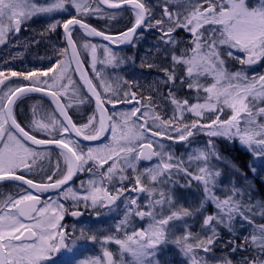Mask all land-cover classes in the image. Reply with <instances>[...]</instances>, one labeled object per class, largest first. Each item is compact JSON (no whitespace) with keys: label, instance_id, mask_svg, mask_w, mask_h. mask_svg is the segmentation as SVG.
<instances>
[{"label":"snow or ice","instance_id":"obj_1","mask_svg":"<svg viewBox=\"0 0 264 264\" xmlns=\"http://www.w3.org/2000/svg\"><path fill=\"white\" fill-rule=\"evenodd\" d=\"M107 9L130 11V26L117 34L92 26L90 18H103ZM38 16L50 18L40 35L62 28L66 44L46 69L0 70V184L19 182L15 195L0 197V264H57V257L59 264H171L161 259L169 244L179 264H234V256H209L221 230L233 234L225 247L243 253L238 264H264V223L254 219L257 211L264 218V201L253 203L235 185L223 197L215 191L224 161L216 138L238 142L264 164V73L249 74L264 62V0H0V45ZM153 30L166 63L139 66L163 74L155 96L137 91V80L107 71L135 63L111 45L136 47ZM180 30L188 36L178 39ZM32 93L53 107L33 104L25 125L17 108ZM93 103L87 120L74 122L69 109ZM198 136L207 140L200 145ZM168 141L187 151L177 156ZM56 150V166L45 169L40 162L51 163ZM85 173L74 190L70 182ZM193 181L203 195L184 206L177 190ZM45 193L56 195L42 199ZM121 206L123 218L104 233L62 223L66 215L83 216L81 207L105 209L94 213L99 220ZM237 223L250 226L249 234L237 237ZM82 240L99 244L101 254L80 259Z\"/></svg>","mask_w":264,"mask_h":264},{"label":"rangeland","instance_id":"obj_2","mask_svg":"<svg viewBox=\"0 0 264 264\" xmlns=\"http://www.w3.org/2000/svg\"><path fill=\"white\" fill-rule=\"evenodd\" d=\"M161 2V0H151V3L156 4ZM182 31V30H181ZM183 32V31H182ZM147 33L148 31L144 32L143 38H139L137 42V46L133 47L134 49L131 51V53L124 55L123 53H119L121 56L125 57H133L135 59V63L129 62L128 64L122 65L120 68L112 70L108 69V72H115L116 75L121 76L123 78H128V79H135L139 82V87L136 89L137 91H143L144 94H153L155 96V92L152 91V88L155 86L156 83H158L159 77H161L163 74L158 72L155 68L149 69L147 67L141 68L139 65L140 63L146 62V63H155V64H165L166 61L164 59V53L162 51H157L156 46H157V36L156 38L152 41L150 38H147ZM185 35H188L187 33L183 32ZM175 35V34H174ZM187 37V36H185ZM185 37H180L178 36V39H184ZM137 52V55L134 53ZM228 64L230 67L233 69L239 68L240 66L232 60L228 61ZM264 73V62L254 65L249 69V74H261ZM163 85H161V88L163 89ZM181 95L184 94V91L182 90ZM87 105V104H81L80 107ZM110 107V106H109ZM124 107H130V106H120L121 109ZM161 107H163V104H161ZM92 112V111H91ZM168 115H171V109L170 106L167 109ZM91 114V113H90ZM187 118V117H186ZM87 117L84 116V118L80 121H86ZM223 140L224 142L228 143H233L229 142L227 140H224L223 138H216ZM206 140L200 138L199 136L195 138V142L202 145L203 142ZM166 143L172 144L171 141H168ZM238 147L242 148L243 150L247 151L245 148L241 147L238 142L234 143ZM94 146V145H93ZM173 149L175 150L177 156L181 155L182 153H185L187 149L184 147L183 144H172ZM249 152V151H248ZM250 153V152H249ZM221 155L224 157V161H221L217 164V166L220 168L222 171V177L221 180L223 183L215 190L216 194L218 196L223 197L225 194H227L229 191H231V188L233 185L236 187L246 191L250 197L253 203H257V199L254 198L253 196V191H252V179L249 176H245L240 173V171L237 169V167L222 153ZM251 155V162L250 165L254 166L256 168V172L253 173L250 171L253 175L262 177L264 179V164H261L259 160H255ZM141 164V163H140ZM145 164H141L143 166ZM82 176H85L86 178H81L77 184L73 187L74 190H79L80 188V181L81 180H86L87 179V174H81ZM181 183H183V178H181ZM193 187L192 188H178V195L180 198V203L184 204V206H191L196 203H198L199 199L202 197L203 192L202 189L196 186V182L193 181ZM249 196H245V199L247 200ZM72 202V201H71ZM73 203V202H72ZM119 203V201L117 202ZM84 214L88 216V213H90V217H83L79 219V223H76L75 229L77 232H79L81 227H86L89 229H92L93 231L99 233H104L107 232L109 229L114 228V225L123 218V211H122V206L120 210H117L116 212L110 213L108 215H101L99 220L95 217L94 213L96 211H100L101 213L106 212L105 209H84L83 207L80 208ZM258 214V213H257ZM256 214V215H257ZM254 217L255 222L257 224H260L261 220L258 217ZM144 222H138L137 226L140 224H143ZM192 227L199 231L200 224L198 221H192ZM94 226V227H93ZM146 226V225H145ZM74 226H71L69 230H71ZM236 229V236L240 237L242 235H248L249 232L251 231L250 226L245 224L243 228L240 227V224L237 223L235 225ZM222 233H227L229 235H232V233H229L227 230H221ZM220 232V233H221ZM242 240V239H241ZM78 247H79V256L81 253H86L87 255L83 256L80 259H87L92 256L100 255L101 254V248L99 244L92 243L90 241H78ZM111 248H115V245H111ZM84 253V254H85ZM213 253H210L209 256H213ZM217 258V257H216ZM162 260L170 261L171 264H175L174 261L175 259L178 260V263L182 259L181 256L178 254L175 245L169 244L167 246V249L165 253L161 256ZM219 259V258H217ZM57 264H59V257H57ZM210 264H216L215 260H210Z\"/></svg>","mask_w":264,"mask_h":264},{"label":"flooded vegetation","instance_id":"obj_3","mask_svg":"<svg viewBox=\"0 0 264 264\" xmlns=\"http://www.w3.org/2000/svg\"><path fill=\"white\" fill-rule=\"evenodd\" d=\"M40 3H43L44 0H39ZM58 18H66V14H56ZM50 18L46 16L34 17L32 20L28 21L24 26H22L21 32L18 35H13L10 37L9 41L0 45V70H14L20 72H28L30 70H36L44 68L46 69L50 64H53L60 57L56 55L55 49L57 47L65 46L66 42L63 37V29L58 28L55 32L47 33L45 36H41L40 33L48 27V22ZM89 22L92 26H98L100 29L107 31L110 29L116 28L120 30L125 27L124 17L116 12L106 11V14L103 18H90ZM154 34H158L155 33ZM77 40L79 39V34L74 33ZM31 41H39V43H31ZM92 41V40H91ZM92 43L102 44L96 41ZM121 51V50H114ZM17 78H12L15 81ZM74 79L78 80V76H74ZM24 83H27L26 81ZM31 98L25 99L23 103L17 108V118L23 124H27L28 120L31 118L32 105L39 102V107L48 111L51 105V101L41 95L32 93L30 94ZM69 114L73 117L74 122H80V105H74L69 109ZM57 152L54 151L51 158V163L48 160L41 161L40 164L45 168H54L57 163ZM60 159L61 167H63L62 158ZM34 179H39V176H34ZM81 178H86L81 174L78 175L73 183L70 185L74 187ZM15 182H6L5 184H0V197H6L7 195H15L19 189L14 187ZM49 195L55 197V193H45L42 194V199H47ZM67 207H72L71 200L64 201ZM81 211V209H80ZM86 215V214H84ZM88 218L90 213H88ZM79 218H74L70 215H66L65 219L62 221L63 224L68 226V229L71 226H75L76 223H79Z\"/></svg>","mask_w":264,"mask_h":264},{"label":"trees","instance_id":"obj_4","mask_svg":"<svg viewBox=\"0 0 264 264\" xmlns=\"http://www.w3.org/2000/svg\"><path fill=\"white\" fill-rule=\"evenodd\" d=\"M116 14H120L122 17H124V21H125V27L117 30L116 28L113 27V29H110L109 31H107V33L110 34H117L123 30H125L128 26H130V23L132 21V14L130 11H118L116 12ZM96 28L100 29L98 26H96ZM154 30L153 31H148L147 33V38L150 40H154L156 37V34H154ZM156 33V32H155ZM180 37H185L188 35H185L181 30L179 31V35ZM79 39H81V36L79 35ZM84 39H87L86 37H84ZM89 40V39H87ZM91 41V40H90ZM92 42V41H91ZM133 47H130L128 49H124L121 51H116L118 53H123L124 55L131 53V51L133 50ZM136 51L134 53V55H137ZM123 106V105H122ZM93 104L92 105H84L82 107H80V121L84 118V116L88 117L89 115H91V111L93 109ZM200 138L207 140V137L204 136H199ZM216 143H217V147L220 150V152L226 156L236 167L237 169L240 171L241 174L245 175V176H249L252 179V191H253V196L254 198L257 199V203H259L260 201H264V179L262 177L259 176H255L251 173L249 165L251 162V155L248 151L243 150L242 148L238 147L236 144L234 143H228V142H224L223 140L220 139H216ZM258 213V211H257ZM83 217H87V215H83ZM255 217V216H254ZM256 217L260 218L261 222L260 223H264V218H262L259 214L256 215ZM232 235H229L227 233H220V241L218 242V244L215 247V251H214V256L217 258H222L225 254L229 255V256H234L235 260H234V264H238L241 256L243 255V253H231L229 248L225 247V244L227 243L228 240L232 239ZM237 243H242L241 239H237ZM85 253V252H84ZM81 253L79 258H82L83 256L87 255L86 253ZM175 264L178 263V260L175 259L174 261Z\"/></svg>","mask_w":264,"mask_h":264},{"label":"water","instance_id":"obj_5","mask_svg":"<svg viewBox=\"0 0 264 264\" xmlns=\"http://www.w3.org/2000/svg\"><path fill=\"white\" fill-rule=\"evenodd\" d=\"M106 11H110V12H116V11H121L119 9H107ZM140 30H138L139 32ZM88 38V37H87ZM89 39H92L94 41H97V42H100V43H103V44H107L108 42L107 41H103L100 37H91ZM131 45H120V46H116V45H111V47L114 49V50H120V49H126V48H129ZM35 94H38V95H41L39 93H35ZM42 96V95H41ZM47 98V97H45ZM49 99V98H47ZM93 106H94V103H93ZM141 164H147L148 162L147 161H141L140 162ZM76 177L73 178V181L75 180ZM73 181L70 182V185L73 183ZM15 183H19V182H15ZM26 187V186H24ZM67 187V186H66Z\"/></svg>","mask_w":264,"mask_h":264}]
</instances>
